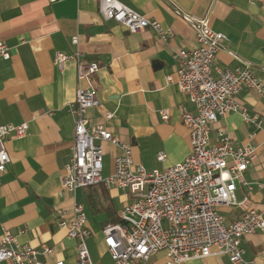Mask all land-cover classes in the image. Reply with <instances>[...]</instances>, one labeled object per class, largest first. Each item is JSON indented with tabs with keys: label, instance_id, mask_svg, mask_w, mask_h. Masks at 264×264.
<instances>
[{
	"label": "crops",
	"instance_id": "0c3cea01",
	"mask_svg": "<svg viewBox=\"0 0 264 264\" xmlns=\"http://www.w3.org/2000/svg\"><path fill=\"white\" fill-rule=\"evenodd\" d=\"M119 1L169 29L167 44L148 28L131 34L113 19H104L98 0H0V40L10 51L8 59L0 58V124L26 122L28 126L24 136L6 139L10 161L0 175V236L9 230L18 243L50 247L51 253L39 255L48 264L76 262L75 240L59 226L57 213L69 210L74 202L83 205L91 229L86 242L92 263L111 264L102 229L119 222L124 204L131 201L121 188L102 183L80 187L74 195L59 194L71 152L74 116L68 105L74 99L76 73L73 61L58 69L55 51L79 50L84 59L97 62L93 82L99 104L87 111L89 124H104L131 145L133 161L148 169L173 165L190 150L180 112L192 106L174 81L172 57L173 50L195 46L194 29L182 15L207 18L211 29L226 35L213 66L233 69L247 61L264 83V0ZM73 35L77 44L71 42ZM168 76L173 80L168 81ZM237 98L250 115L261 117V127L245 122L239 112H230L212 124L210 143L216 142L217 130L222 129L234 146L248 143L255 148L256 157L244 172L251 189L240 186L236 194L240 198L248 193L252 206L264 210V97L242 88ZM163 109L166 119L159 114ZM106 113L112 116L107 119ZM100 144L102 173L107 175L122 150L109 142ZM159 152L165 155L162 161L156 158ZM223 208L227 222L240 213L236 207ZM242 246L244 259L262 261L264 229L245 235ZM97 256L100 259L95 260ZM168 263L165 252L158 251L140 264ZM180 264L229 261L216 255Z\"/></svg>",
	"mask_w": 264,
	"mask_h": 264
},
{
	"label": "built area",
	"instance_id": "2783aa9c",
	"mask_svg": "<svg viewBox=\"0 0 264 264\" xmlns=\"http://www.w3.org/2000/svg\"><path fill=\"white\" fill-rule=\"evenodd\" d=\"M98 11L104 19H113L131 34L148 28L164 44L171 36V31L159 21L148 19L119 0H98ZM182 17L194 29L195 46L173 50L172 57L176 60L174 81L192 106V109L182 107L180 112L188 130L190 150L181 161L164 168L148 169L135 163L131 145L112 135L104 124H89L87 111L99 104L93 82L99 65L84 59L79 50L55 51L58 69L73 61L76 73L75 95L68 105L74 116L71 152L59 194L67 191L74 195L80 187L102 183L107 188L119 187L130 195L131 201L120 212V222L102 229L111 264H140L158 251L165 252L168 264L216 255H225L229 264H264V259H244L242 246L245 235L264 229V210L252 206L248 193L240 198L236 194L237 187L251 189L244 172L256 157L255 148L248 143L234 146L222 129L217 130L216 142L210 143L212 124L230 112H239L245 122L261 127V117L250 115L237 93L247 88L264 97V83L247 61L233 69L213 66L226 35L211 29L207 18ZM71 42L77 44V35L71 37ZM9 57V47L0 40V58ZM167 80L173 78L168 76ZM159 114L162 119L168 116L165 109ZM111 116L105 114L107 119ZM27 128L26 122L0 124V175L10 161L7 137H22ZM100 142L118 145L122 150L121 155L114 157L113 169L107 175L102 173ZM164 156L159 152L156 158L162 161ZM223 206L238 208V217L227 222L218 212ZM57 213L59 226L75 240V264H93L86 242L91 229L83 205L74 202L69 210L58 209ZM51 251L46 245L36 248L18 243L9 230L0 236V262L48 264L39 255ZM53 264L64 262L56 260Z\"/></svg>",
	"mask_w": 264,
	"mask_h": 264
},
{
	"label": "rangeland",
	"instance_id": "374dc122",
	"mask_svg": "<svg viewBox=\"0 0 264 264\" xmlns=\"http://www.w3.org/2000/svg\"><path fill=\"white\" fill-rule=\"evenodd\" d=\"M225 210H226V209L223 208V207H219V208H218V212L221 213V214H223V213L225 212ZM96 259H100L99 256H97V257L95 258V260H96ZM100 262H102V263H103V262H106V259H104V260H100Z\"/></svg>",
	"mask_w": 264,
	"mask_h": 264
},
{
	"label": "trees",
	"instance_id": "16d2710c",
	"mask_svg": "<svg viewBox=\"0 0 264 264\" xmlns=\"http://www.w3.org/2000/svg\"><path fill=\"white\" fill-rule=\"evenodd\" d=\"M119 222H120V220H119Z\"/></svg>",
	"mask_w": 264,
	"mask_h": 264
}]
</instances>
